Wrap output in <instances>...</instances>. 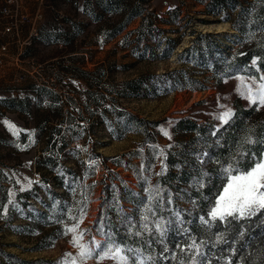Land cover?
<instances>
[{"label":"rangeland","instance_id":"1","mask_svg":"<svg viewBox=\"0 0 264 264\" xmlns=\"http://www.w3.org/2000/svg\"><path fill=\"white\" fill-rule=\"evenodd\" d=\"M23 12L31 22L19 37L3 35L0 15V264H62L68 254L78 256L73 234H64L75 224L84 243L94 237L103 244L94 229L102 179L137 191L141 181L146 194L164 152L180 151L193 175L194 162L205 161L212 172L228 164L245 170L252 160L240 153L251 149L259 156V144L241 141L250 129L264 130V107L238 89L240 77L258 81L264 70L220 78L213 67L250 48L258 51L251 60L257 66L264 50L261 0H24ZM144 17L151 28L139 32ZM31 24L38 36L29 44ZM240 108L251 117L233 128ZM229 109L234 116L223 125L217 117ZM138 118L162 149L148 142ZM186 120L204 128L187 129ZM197 209L206 215L209 208ZM259 219L227 232L202 226L197 240L223 233L239 264H252L264 234L241 252L245 238L238 231L246 237ZM220 245L212 264L231 256L228 245ZM179 258L187 264L186 256ZM232 264H238L235 256Z\"/></svg>","mask_w":264,"mask_h":264},{"label":"snow or ice","instance_id":"2","mask_svg":"<svg viewBox=\"0 0 264 264\" xmlns=\"http://www.w3.org/2000/svg\"><path fill=\"white\" fill-rule=\"evenodd\" d=\"M261 3H264V0H261ZM261 29L264 30V25L261 26ZM252 35V33L249 34L250 38ZM253 64H255V61H253ZM240 80L241 88L238 89L240 94L248 99L252 105H256L258 108L264 107V75H261L258 81L256 76H252L251 83L245 82L244 77H240ZM233 116L234 113L229 109L218 116L217 119L222 121L223 125H227ZM9 127L14 132L19 131L13 124H9ZM164 135L168 136L169 134L165 132ZM241 144L264 146V130L259 134H256L254 129L248 130V135L242 139ZM204 155H207V153ZM240 155L241 157L250 155L251 166L241 170L238 166L232 164L221 165L219 171L226 178V182L221 185L220 191L212 201V206L208 209L206 215L197 217L205 231L218 227L227 232L238 222L251 221L254 217H259L261 222H264V215H262L264 214V147L260 149L259 156L251 149L241 152ZM211 159L209 157V162H211ZM205 178L208 179L209 183L211 182V175L208 172L201 171L200 179L196 181L200 188L204 187ZM147 191L150 206L145 208V214L140 219L139 227L131 217L123 219L122 224L126 226L129 236L143 239L144 244L149 248L153 243L162 245L159 258L150 253L145 255L141 248H132L127 246L124 241H118L111 231V226H109L107 232L104 231L103 227L100 228L101 234L105 236L103 244L96 241L94 237L89 242L84 243V233L78 232L79 225L75 224L72 227L65 228L64 234H73L72 243L79 248V255L68 254L62 264H86L92 258H96L98 264H102L105 259L113 260L114 264H165L169 260L174 264H185V260L178 258L177 253L181 257H187V264H209L210 256L204 249L210 243L211 247L223 243L230 248L231 256L225 259L223 264H232L233 256L237 258L239 264L240 257L237 256V249L224 239L223 233L216 234L215 239L211 242L203 239L197 240L190 229L184 226L186 223L190 224L191 222L185 221L179 210L172 214L174 219L171 217L165 218L162 214L157 217V210L164 203V190L156 186L149 187ZM167 202L168 204L172 202L170 192L167 193ZM152 205H155V208ZM72 219L76 220L77 218L73 217ZM242 227L241 223L240 228L242 229ZM170 233L176 238L174 239V248L171 250L169 248ZM238 236L244 239V231H238ZM235 240L236 237H233V242ZM251 241L252 237H247L245 245H242L241 252ZM261 244L264 245V239L261 240ZM258 254L260 256L259 261H253L252 264H264V246L258 249Z\"/></svg>","mask_w":264,"mask_h":264},{"label":"trees","instance_id":"3","mask_svg":"<svg viewBox=\"0 0 264 264\" xmlns=\"http://www.w3.org/2000/svg\"><path fill=\"white\" fill-rule=\"evenodd\" d=\"M214 2H221V0H214ZM132 14L139 15L140 13L137 10H133ZM166 22H169V20ZM149 23V18L144 17L142 24L137 31L142 32L143 29L149 31L151 28ZM119 28L121 27H115V30H119ZM256 54H258V51L250 48L245 54L235 56L227 63L214 61L215 65L213 71L215 76L221 78L238 73L258 75L260 70H264V50L259 53L260 57L256 63L257 66L251 63V60ZM251 113L252 112L249 109H238L236 114L237 123L233 128H238L239 124L243 122L244 119L251 117ZM137 120L139 123L143 124V130L148 142L151 143L155 149H162L157 141L156 134L150 129L149 125H147L145 119L138 118ZM182 121L185 122V120ZM186 122L188 123L186 127L187 129L194 130L204 128L203 126L196 124L194 121L186 120ZM262 147L264 146L260 145V148ZM179 157L182 158L180 151L164 152L161 168L151 186H159L164 190V203L163 206L157 210L156 214L157 217L162 214L165 218L171 217L174 219L172 214L179 210L183 219L191 222L190 224L186 223L184 226L188 227L191 233L197 238L202 227L197 219V217L201 215L197 207L201 206L203 208H210L212 206V201L220 191L223 175L220 171L212 172L211 168L206 165L205 161L194 162L196 175H193V171L188 170L185 161L179 159ZM206 159H208V157H206ZM176 167H178L179 170H176ZM201 171L208 172L211 175L210 183L207 178L204 179L203 188H200L196 183V181L200 179ZM58 176L59 174L55 178ZM101 183L104 184L102 195L100 197L102 201V209L99 212L96 224L94 225V229L98 232L99 236L103 237L105 240V236L101 234L100 228L103 227L104 231L107 232L109 226H111V231L118 241H124L127 246L132 248H141L145 255L150 253L159 258L162 245L153 243L151 248H149L144 244L143 239L129 236L126 226L122 224L123 219L131 217L136 222L137 227H139L140 219L142 215L145 214V208L150 206L148 204V191L146 194L141 191L145 187L143 182L140 181L139 183V187L142 188L140 191H137L126 184H120L115 179L111 184H108L106 178H103ZM169 192L171 193V204H168L167 202V193ZM185 203L192 207L189 208L188 206H185ZM128 206H131V208L129 209ZM152 206L155 208V205ZM90 230L91 228L88 229V231ZM263 234L264 222H261L259 219L250 225L245 240L249 236L254 240ZM169 236V248L171 250L174 248V239L176 238L172 233H170ZM220 248H223V246L211 247V245H209L204 249V251L208 252L210 256L209 264H212V254ZM177 255L179 258L180 254L177 253ZM165 264H174V262L169 260L166 261Z\"/></svg>","mask_w":264,"mask_h":264},{"label":"built area","instance_id":"4","mask_svg":"<svg viewBox=\"0 0 264 264\" xmlns=\"http://www.w3.org/2000/svg\"><path fill=\"white\" fill-rule=\"evenodd\" d=\"M24 0H2L0 15L5 20L3 23V35L19 37L23 24L31 22L29 15L23 12ZM38 36V29L31 24L27 41L29 44ZM2 50H7V44L2 45Z\"/></svg>","mask_w":264,"mask_h":264}]
</instances>
